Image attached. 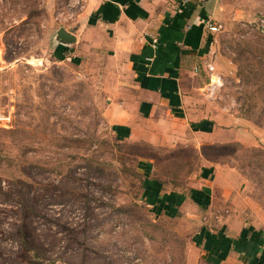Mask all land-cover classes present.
Masks as SVG:
<instances>
[{
  "label": "rangeland",
  "instance_id": "1",
  "mask_svg": "<svg viewBox=\"0 0 264 264\" xmlns=\"http://www.w3.org/2000/svg\"><path fill=\"white\" fill-rule=\"evenodd\" d=\"M216 1L203 94L248 143L203 157L119 142L99 73L53 56L43 0H0V87L14 108L0 127V264H212L204 213L160 217L145 180L182 192L207 161L264 232V0Z\"/></svg>",
  "mask_w": 264,
  "mask_h": 264
},
{
  "label": "crops",
  "instance_id": "2",
  "mask_svg": "<svg viewBox=\"0 0 264 264\" xmlns=\"http://www.w3.org/2000/svg\"><path fill=\"white\" fill-rule=\"evenodd\" d=\"M43 2L53 40L60 27L75 39L66 48L54 41L53 56L99 73L109 100L104 116L119 142L172 152L193 147L199 156L205 146L248 143L247 131L223 125L222 109L203 94L216 0ZM222 170L207 161L182 192L146 178V193L153 188L160 217L177 209L191 219L204 213L198 236L212 239L208 262L264 264L263 229L243 220L232 184L220 182Z\"/></svg>",
  "mask_w": 264,
  "mask_h": 264
},
{
  "label": "built area",
  "instance_id": "3",
  "mask_svg": "<svg viewBox=\"0 0 264 264\" xmlns=\"http://www.w3.org/2000/svg\"><path fill=\"white\" fill-rule=\"evenodd\" d=\"M70 1H80V0H70ZM59 15H61V10H59ZM208 28L210 31L215 32L218 30L217 26H213L211 24H208ZM211 71V70H209ZM212 73V72H210ZM215 78H218L214 75L210 76V85L208 87L209 94H214L215 87L217 86V80ZM11 93H5L2 91V88L0 87V127H5V125H8L11 123L13 119L14 114V108L12 105V97L10 95Z\"/></svg>",
  "mask_w": 264,
  "mask_h": 264
},
{
  "label": "water",
  "instance_id": "4",
  "mask_svg": "<svg viewBox=\"0 0 264 264\" xmlns=\"http://www.w3.org/2000/svg\"><path fill=\"white\" fill-rule=\"evenodd\" d=\"M54 41L58 46L66 48L72 45L75 39L71 34L67 33L62 27H60L56 32Z\"/></svg>",
  "mask_w": 264,
  "mask_h": 264
},
{
  "label": "trees",
  "instance_id": "5",
  "mask_svg": "<svg viewBox=\"0 0 264 264\" xmlns=\"http://www.w3.org/2000/svg\"><path fill=\"white\" fill-rule=\"evenodd\" d=\"M232 144H237V143H229L227 144V146L230 148L232 147ZM226 145V144H225ZM230 145V146H229ZM238 145V144H237ZM223 145H209V146H205L203 148H201V152H200V155L203 156V157H210L211 156V153H214V150L216 148H221ZM173 153V152H172ZM173 158V157H171ZM180 158V157H178ZM181 159V158H180ZM158 180V178H156ZM154 180V179H152ZM168 181H165L163 183H167Z\"/></svg>",
  "mask_w": 264,
  "mask_h": 264
}]
</instances>
